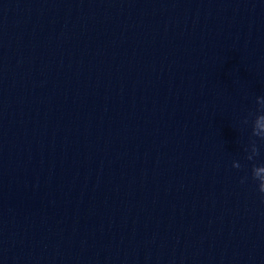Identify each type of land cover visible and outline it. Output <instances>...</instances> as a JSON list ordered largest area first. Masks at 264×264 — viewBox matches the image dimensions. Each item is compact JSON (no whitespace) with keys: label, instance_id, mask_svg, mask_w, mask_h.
<instances>
[{"label":"water","instance_id":"95a60500","mask_svg":"<svg viewBox=\"0 0 264 264\" xmlns=\"http://www.w3.org/2000/svg\"><path fill=\"white\" fill-rule=\"evenodd\" d=\"M260 95L264 0H0V264H264Z\"/></svg>","mask_w":264,"mask_h":264},{"label":"clouds","instance_id":"9594fccd","mask_svg":"<svg viewBox=\"0 0 264 264\" xmlns=\"http://www.w3.org/2000/svg\"><path fill=\"white\" fill-rule=\"evenodd\" d=\"M255 112L249 113L251 119V137L264 142V95L255 97ZM248 118L243 120L244 124H248ZM256 139H251V151L248 152L245 159L247 161H254L256 157L260 155V149L257 146ZM247 152V150H246ZM232 167L240 169L243 166L237 162L233 161ZM251 179L256 182L257 191L260 193V201L264 203V163H252L251 166ZM248 180L247 176L241 177L240 183L244 184Z\"/></svg>","mask_w":264,"mask_h":264}]
</instances>
